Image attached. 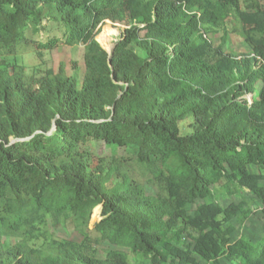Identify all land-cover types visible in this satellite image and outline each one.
<instances>
[{
    "label": "trees",
    "instance_id": "1",
    "mask_svg": "<svg viewBox=\"0 0 264 264\" xmlns=\"http://www.w3.org/2000/svg\"><path fill=\"white\" fill-rule=\"evenodd\" d=\"M242 3L238 57L208 36ZM79 45L78 75L18 63ZM242 189L264 216V0H0V264H264L217 201Z\"/></svg>",
    "mask_w": 264,
    "mask_h": 264
},
{
    "label": "rangeland",
    "instance_id": "2",
    "mask_svg": "<svg viewBox=\"0 0 264 264\" xmlns=\"http://www.w3.org/2000/svg\"><path fill=\"white\" fill-rule=\"evenodd\" d=\"M247 7L245 3H242L238 12H233L231 18L226 24L211 33L208 37L211 39L215 47L222 46L225 53H231L238 57H244L251 53V48L245 39L244 26L239 17V12L246 11ZM107 21L101 29V33L104 28L109 24ZM111 25L116 30V33L112 34V46H114L120 37L127 29L123 24H115L111 22ZM100 33V34H101ZM32 38L38 39L39 36H33ZM226 40V41H225ZM83 46H58L52 51H37L34 47L24 48L19 51L18 63L22 65L26 70L28 79L38 80L45 76V74L52 70L57 71L61 64H65L69 74L75 75L81 74L84 71L83 61ZM77 67L78 71H73L74 67ZM247 98L251 99V96ZM97 156H106L107 149L98 145L96 149ZM134 178L136 182L141 183L148 195L156 193V190L146 183V178L139 166H134ZM217 201L223 207H228L231 204H241L245 210L254 211L252 215L243 224H241V215L238 213V217L234 218L232 224L235 226L236 231L234 237H245L253 241H258L264 236V216L260 209L262 208V202L258 200L248 189H242L239 193L230 196L217 192ZM193 209L192 206L189 207ZM101 220V208L98 212L96 210L93 213L90 229H93L94 225ZM54 236L58 239H64L68 241L78 242L82 241V237L75 231L69 228H63L61 226L50 228ZM133 263L134 259H131ZM199 264H205L202 260L198 259ZM142 264H149L147 261H143Z\"/></svg>",
    "mask_w": 264,
    "mask_h": 264
},
{
    "label": "water",
    "instance_id": "3",
    "mask_svg": "<svg viewBox=\"0 0 264 264\" xmlns=\"http://www.w3.org/2000/svg\"><path fill=\"white\" fill-rule=\"evenodd\" d=\"M115 46H116V45H114V46L112 47L111 51H107V50H106V51L108 52V54L110 55V63H111V59L113 58V55H114Z\"/></svg>",
    "mask_w": 264,
    "mask_h": 264
}]
</instances>
